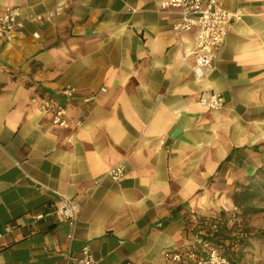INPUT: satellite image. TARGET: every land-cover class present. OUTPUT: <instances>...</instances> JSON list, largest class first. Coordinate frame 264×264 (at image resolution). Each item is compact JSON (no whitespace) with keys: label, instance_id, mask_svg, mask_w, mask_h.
<instances>
[{"label":"crops","instance_id":"crops-1","mask_svg":"<svg viewBox=\"0 0 264 264\" xmlns=\"http://www.w3.org/2000/svg\"><path fill=\"white\" fill-rule=\"evenodd\" d=\"M161 1L0 0L22 16L61 8L0 40V264H64L85 245L96 264H174L161 250L199 247L202 222L236 210L231 194L264 166V0H222L240 18L202 79L195 30L175 33ZM65 86L79 126L31 101ZM201 91L223 107H202ZM60 196L81 205L74 229L34 220ZM250 216L232 234L264 230ZM233 247L238 264H264V236Z\"/></svg>","mask_w":264,"mask_h":264},{"label":"built area","instance_id":"built-area-1","mask_svg":"<svg viewBox=\"0 0 264 264\" xmlns=\"http://www.w3.org/2000/svg\"><path fill=\"white\" fill-rule=\"evenodd\" d=\"M161 7L171 8L175 11L177 19L172 25L175 33L195 30V43L188 52L193 55V74L197 79H202L209 67L213 52L223 43L228 23L240 18V15L227 9L222 0H163ZM54 11L35 14L28 13L24 16L16 7L6 6L0 13V40L11 39L14 33L24 26V22L39 23L50 21ZM76 87L65 86L59 94L54 96L47 93H37L31 98L41 114L49 117L51 123L60 128H68L71 123L75 126L81 124L80 120H73L67 113V105L74 98ZM90 98H87L89 100ZM196 101L208 110H218L224 105V98L219 92L201 91L197 94ZM107 176L114 181L121 179L125 174V166L117 164L107 171ZM99 183V179L93 182ZM81 210L80 203L68 196H60L47 212L34 215V220L45 219L47 216H55L59 221L66 222L72 229L75 228ZM73 237V232L68 235ZM164 259L174 264H231L215 246L194 247L188 246L185 250H161ZM97 260L91 253L88 245L81 247L79 255L70 252L66 254L64 264H96ZM129 264V263H122Z\"/></svg>","mask_w":264,"mask_h":264},{"label":"trees","instance_id":"trees-1","mask_svg":"<svg viewBox=\"0 0 264 264\" xmlns=\"http://www.w3.org/2000/svg\"><path fill=\"white\" fill-rule=\"evenodd\" d=\"M231 199L236 210L232 213L220 211L216 217L205 219V222H202L199 248L215 246L229 259L231 264H238V255L233 246L238 243L242 244L247 238L264 236V230L250 234L251 229L248 227L245 228L246 235L242 237L232 234L234 228H238L239 219L243 220L252 214L264 212V205L257 204L258 200H264V166L258 167L238 190L233 191ZM230 221H232L231 224Z\"/></svg>","mask_w":264,"mask_h":264},{"label":"rangeland","instance_id":"rangeland-1","mask_svg":"<svg viewBox=\"0 0 264 264\" xmlns=\"http://www.w3.org/2000/svg\"><path fill=\"white\" fill-rule=\"evenodd\" d=\"M257 204L258 205H264V200H258ZM249 218L251 219L252 223L254 224V226H252L253 228H255L257 230L262 229L261 227L264 226V213H258L254 216H250Z\"/></svg>","mask_w":264,"mask_h":264}]
</instances>
